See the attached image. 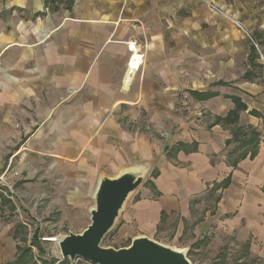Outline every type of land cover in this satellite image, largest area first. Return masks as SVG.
I'll return each instance as SVG.
<instances>
[{"label":"crops","instance_id":"crops-1","mask_svg":"<svg viewBox=\"0 0 264 264\" xmlns=\"http://www.w3.org/2000/svg\"><path fill=\"white\" fill-rule=\"evenodd\" d=\"M48 1L0 0V164L9 154L3 172L19 157L24 169L49 173L47 166L54 164L65 174L87 168L95 175L165 151L154 191L145 192L127 214L136 234L158 239L175 231L172 243L180 246L184 234L197 241L225 235L235 225L260 223L264 78L247 71L239 94L227 91L232 82L215 77L209 90L198 87L201 59L194 48L199 44L185 35L186 27L201 22L197 8H190L193 1L73 0L69 5L63 0L52 7ZM183 10L190 15L183 16ZM128 43L143 54L138 71L128 68ZM193 91L216 96L200 101ZM184 92L190 96L187 104ZM231 96L247 105L237 126L260 134L256 157L236 167L230 158L239 142L228 144L233 127L217 124L234 108ZM182 104L190 105L186 116L180 114ZM134 125L171 129L175 138L161 151L149 132L131 131ZM179 143L195 150L177 151ZM227 179L230 184L223 187ZM8 188L0 191L11 198ZM15 230L0 223V264L16 260Z\"/></svg>","mask_w":264,"mask_h":264},{"label":"rangeland","instance_id":"rangeland-1","mask_svg":"<svg viewBox=\"0 0 264 264\" xmlns=\"http://www.w3.org/2000/svg\"><path fill=\"white\" fill-rule=\"evenodd\" d=\"M192 1L190 8H197L195 10L200 15L201 22H193L186 27L185 35L191 38L194 36L199 44L194 48L201 59L198 87L209 90V85L214 80L211 77H215L232 82L227 91H239V94L242 83L247 81L244 79L247 71H251L255 78L258 77L257 80H263L264 0ZM208 3H213L218 11L210 9ZM181 12L183 16L190 15L187 10ZM253 42L258 45L255 46L259 55L257 59ZM254 61L255 65H251ZM181 97L183 103L187 104L190 96L184 92ZM189 108L190 105L182 104L180 114L188 115ZM130 130L149 132L161 151L171 146L175 138L171 129L166 128L144 129L134 125ZM245 151L246 149H241L240 152L234 150L230 162L233 163ZM166 155L165 151L160 154L162 157ZM8 157L9 154L4 156L0 164V187H9L11 198L8 199L11 203L2 205L0 198V223L4 226L13 224L14 230L20 225L17 235L19 246L32 248V259L37 264H92L83 260L67 259L63 262L59 240L69 233H82L88 227L90 211L95 205L94 194L101 177H115L123 170L144 167L142 184L130 195L117 223L103 241L106 248L130 246L138 232L133 223H127V214L145 192L154 191V173L158 171L162 160V157H156L152 160L122 163L117 168L111 167L94 175L87 168L73 169L71 173L65 174L64 171H57L54 164L47 166L49 173L32 168L24 169L25 160L19 157L14 159L11 169L3 172ZM188 235L181 236L180 246L172 243L175 231L169 233L168 237L158 234L156 240L177 248H188V258L193 264H264V219L260 223H243L239 228L235 225L233 230L218 237L213 234L195 241ZM34 236L41 245V250L33 244Z\"/></svg>","mask_w":264,"mask_h":264},{"label":"water","instance_id":"water-1","mask_svg":"<svg viewBox=\"0 0 264 264\" xmlns=\"http://www.w3.org/2000/svg\"><path fill=\"white\" fill-rule=\"evenodd\" d=\"M145 168L123 170L115 177H101L91 209L90 224L79 234L69 233L59 240L64 260L92 264H193L188 248L164 244L147 235H137L128 247L106 248L103 241L117 223L130 195L144 180Z\"/></svg>","mask_w":264,"mask_h":264},{"label":"trees","instance_id":"trees-1","mask_svg":"<svg viewBox=\"0 0 264 264\" xmlns=\"http://www.w3.org/2000/svg\"><path fill=\"white\" fill-rule=\"evenodd\" d=\"M62 1L63 0H49L48 4H51V7H52V6H55V4L57 3H61ZM72 1L73 0H67V3L70 5ZM53 8H56V7H53ZM253 51L255 52V55H256L255 59L259 58V55L257 54V49L255 46H253ZM217 84L225 85L226 83L218 82ZM192 95L194 96L195 99L200 100V101H206L216 96V94L213 92H198V91H193ZM230 99L234 103V108L230 110L225 117L217 118V124H222L224 127H236L233 130V135H234L233 140L228 141V144H230L231 142H239V147L235 151L243 149V148H247V150L238 159H236L232 163V165L236 167L241 160L246 159L248 156H250L251 159L256 157L260 134L256 130L250 129L251 127H249L248 132H245L241 127L237 126L240 120V114L247 110V105L238 96H231ZM253 113L257 114L256 112H253ZM242 135L246 136L247 139L241 140L240 137ZM182 149H184L186 152L195 150V148H189V146L183 143H179L175 146V150L177 151H180ZM157 175H158V172H155L154 177H156ZM229 184H230V179H227L225 183L223 184V187H227ZM0 190L5 191L4 188L2 187H0ZM0 198L2 201V205L3 203H6L7 200H9L6 197V195L1 191H0ZM0 209H1V206H0ZM17 228L15 230L16 237L20 232L19 230L20 225ZM33 244H36V246L40 250L42 249L39 242H37V238L35 236L33 238ZM17 249H18V255L16 257V260L10 264H37L36 261L32 259V255H31L32 248H28V247L23 248L21 246H18ZM63 262H65V260Z\"/></svg>","mask_w":264,"mask_h":264},{"label":"built area","instance_id":"built-area-1","mask_svg":"<svg viewBox=\"0 0 264 264\" xmlns=\"http://www.w3.org/2000/svg\"><path fill=\"white\" fill-rule=\"evenodd\" d=\"M208 7L212 9L213 11H216V12L218 11L217 7L213 5V3H208ZM253 43H254V46L256 47L258 46L255 42ZM128 48L132 53L130 56L129 63H128V66H129L128 68L132 71H138L143 63V54H140L135 49V45L133 43H128Z\"/></svg>","mask_w":264,"mask_h":264}]
</instances>
